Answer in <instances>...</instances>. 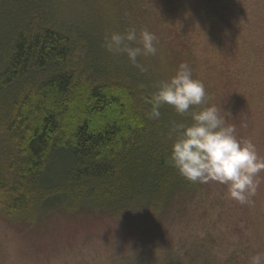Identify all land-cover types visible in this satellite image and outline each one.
Here are the masks:
<instances>
[{"label": "trees", "instance_id": "obj_1", "mask_svg": "<svg viewBox=\"0 0 264 264\" xmlns=\"http://www.w3.org/2000/svg\"><path fill=\"white\" fill-rule=\"evenodd\" d=\"M58 1L0 0V213L33 222L54 211L167 210L201 186L168 161L170 128L191 120L172 121L167 105L150 119L157 81L103 47L110 26L120 30L119 7L141 11L143 0H72L89 10L66 22ZM211 1L200 3L210 15Z\"/></svg>", "mask_w": 264, "mask_h": 264}, {"label": "rangeland", "instance_id": "obj_2", "mask_svg": "<svg viewBox=\"0 0 264 264\" xmlns=\"http://www.w3.org/2000/svg\"><path fill=\"white\" fill-rule=\"evenodd\" d=\"M71 3L57 2L60 20L88 13L87 5L79 3L77 11ZM141 3L142 13L134 1L131 8L119 7L120 30L110 26L107 34L129 27L152 32L157 53L138 58L144 73L157 84L187 63L193 78L204 83L208 105L222 108L237 138L253 142L264 157V0L211 1V15L201 0ZM217 13L223 21L215 25ZM162 17L171 22L164 24ZM256 179L247 204L231 199L226 185L209 181L163 212L54 211L33 222L0 213V264H250L251 256L264 253V171Z\"/></svg>", "mask_w": 264, "mask_h": 264}, {"label": "clouds", "instance_id": "obj_3", "mask_svg": "<svg viewBox=\"0 0 264 264\" xmlns=\"http://www.w3.org/2000/svg\"><path fill=\"white\" fill-rule=\"evenodd\" d=\"M157 37L147 29L137 33L135 27L105 36L103 47L114 55L124 54L133 67L146 71L139 57L156 55ZM151 94L149 118L159 120L160 109L167 105L191 123H173L168 133L172 141L168 157L170 165L189 182H216L226 185L231 199L250 203L257 189V176L264 171V157L258 155L250 140L237 138L234 124L226 122L222 108L208 105L202 81L193 78L187 63L166 81L155 85ZM250 264H264V253L250 257Z\"/></svg>", "mask_w": 264, "mask_h": 264}]
</instances>
